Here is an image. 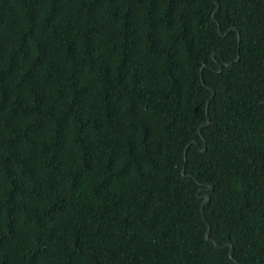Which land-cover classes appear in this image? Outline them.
Listing matches in <instances>:
<instances>
[{
  "label": "trees",
  "instance_id": "trees-1",
  "mask_svg": "<svg viewBox=\"0 0 264 264\" xmlns=\"http://www.w3.org/2000/svg\"><path fill=\"white\" fill-rule=\"evenodd\" d=\"M219 5L0 0V264H264V0Z\"/></svg>",
  "mask_w": 264,
  "mask_h": 264
},
{
  "label": "water",
  "instance_id": "water-1",
  "mask_svg": "<svg viewBox=\"0 0 264 264\" xmlns=\"http://www.w3.org/2000/svg\"><path fill=\"white\" fill-rule=\"evenodd\" d=\"M215 2H216V8L214 9V11H213V19L214 20H216V18H215V13L218 11V9H219V0H215ZM233 29H237L236 27H232ZM219 31L221 32V29H220V27H219ZM215 53V51H213V53L212 54H214ZM219 66H220V68H219V71L222 69V67H223V65L222 64H220L219 63ZM208 88L209 89H211V90H213V88L212 87H209L208 86ZM208 102H209V100H208ZM209 122V119H208V121H207V123ZM202 125H205V123L204 124H202ZM203 149H206V145L204 146V148ZM183 175L186 177V176H188V175H186L185 174V169H183ZM194 177V176H193ZM195 178V177H194ZM196 179V178H195ZM197 180V179H196ZM209 187H208V190H212L213 188H214V186H213V184H211V183H208L207 184ZM203 189L202 188H200L199 190H198V193L199 192H201ZM203 198H204V200H203V203H202V206L203 205H205V204H207V203H209V201H210V195H209V193L208 192H205V193H203L202 195H201ZM210 229H208V231H207V233H206V238H207V240L208 241H213L214 242V244H215V246L216 247H226V246H229L230 247V249H229V254H230V256L235 260V258L233 257V245L232 244H230V243H226V244H224V245H222V246H220L216 241H214V240H212L211 238H210ZM236 261V260H235Z\"/></svg>",
  "mask_w": 264,
  "mask_h": 264
}]
</instances>
